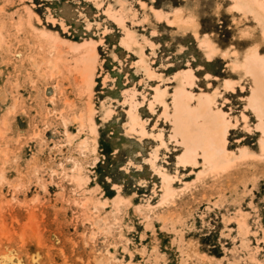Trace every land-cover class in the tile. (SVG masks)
I'll return each mask as SVG.
<instances>
[{"label": "rangeland", "instance_id": "1", "mask_svg": "<svg viewBox=\"0 0 264 264\" xmlns=\"http://www.w3.org/2000/svg\"><path fill=\"white\" fill-rule=\"evenodd\" d=\"M236 6L0 0V264H264V122L252 76L230 65L233 51L264 58V22ZM177 10L198 37L172 22ZM212 114L230 125L211 134L234 159L213 169L217 146L205 154L192 134L183 164L179 122L205 134Z\"/></svg>", "mask_w": 264, "mask_h": 264}, {"label": "bare ground", "instance_id": "2", "mask_svg": "<svg viewBox=\"0 0 264 264\" xmlns=\"http://www.w3.org/2000/svg\"><path fill=\"white\" fill-rule=\"evenodd\" d=\"M142 3H144L143 6H145V2H142ZM152 7H151V9H153V11L156 12V15H157V13H159V12H157L158 9H154ZM236 8L244 9L245 11H252L255 13V15L259 19L260 23L264 22V5H262L259 0H238V6H236ZM117 17H115V18L119 20L120 16H117ZM120 18L122 19V16ZM190 18H188V19L183 18L182 13L177 10V12L175 11V13H174V17L172 18V22L175 23L178 26V29L181 31L186 32L188 30H193L194 33L197 35L196 37H198L199 24L196 22V20H194L195 18L194 19L193 18L190 19ZM120 20H119L120 23H121V21L123 22V19L121 21ZM129 30H127L126 39L124 40L125 44L127 46H130L131 44L136 43V40L133 36V32L131 33ZM263 34H264V25H263ZM0 39H2L1 38V32H0ZM199 42L201 43L200 45H202L204 47V49L206 51L205 53H206V55H208L207 57L213 58L219 54L220 49L217 47L216 43L212 40V38L209 35L205 34L202 37H200ZM228 54L229 53L224 52V55L227 56ZM233 54H234V56L232 58V62L230 63L231 67L238 72H242V70L245 71V74L252 76V78L254 80L253 92L249 96V101H248L249 104L248 105H250V107H252V109H254L258 113L259 117H261V122H264V119H263L264 118V58L261 56V54L258 53L257 50L255 51V54H251L248 57H246L245 62L241 61L238 58L236 51H233ZM94 56H95V54H93V55L90 54L88 59L91 60V59H93ZM30 57L31 56H29V58ZM31 59H34V58L31 57ZM143 59L141 61L146 62V60L145 59L143 60ZM33 62H34V65H36L35 59ZM47 63H48V61H47ZM49 64H51V62ZM143 65L145 68L146 67L148 68V66L146 64H143ZM37 66H39V65H37ZM37 66H36V68H37ZM52 67L53 66L51 65L50 68L52 69ZM85 69H86L85 73L87 72L86 76H88L89 78L92 77V72H91L89 66L85 67ZM230 87L234 88L232 85ZM159 92H158L159 96L157 95L156 97L161 98L160 93H162V92H160V93ZM181 94H182V92L179 91L177 95H181ZM207 109H209V106H207ZM93 112H94V110H93L92 106L90 105V116H89L90 121H92L94 118ZM131 112H130V118H131L130 128H132L135 131L139 130V128L142 129V127H141L142 124L140 125V122H139L137 115H135ZM205 125L207 126V128H209V131H207L205 134H201L200 132H198L196 125L194 123L190 124L189 126H185L181 122H179V130L182 133V135L185 139L186 146H187L186 152L180 158L181 162L183 164L195 162V158L197 155V148H196V144H194L191 141L190 137L192 136V134L193 135L196 134L198 137L197 144H201L205 154H208L211 145H215L218 148L217 156L210 158V164H211L212 168L213 169H219V168H223V167L226 168L227 164L230 163L234 158L228 154L227 150L225 149L224 142L218 144V142H216V140H214L211 133H213L214 131L217 130L221 134V136L224 137L225 134L229 133L230 125L225 120V117L223 114H219V115L212 114L210 117L205 118ZM93 129L95 130L94 125H93ZM260 145H261L262 150H264V139L261 140ZM155 158H157V154L155 155ZM151 162L154 164L153 159H151ZM1 175H2L1 178L4 177V173L3 174L1 173ZM78 178L82 179L81 174H78ZM79 182H80V180H79ZM174 192H175L174 189L167 187L165 195L163 196V199H166L167 197L172 195ZM165 201H167V200H165ZM95 207L97 209V205H95ZM102 219H100V221ZM103 221H105V220L103 219ZM98 222H99V220L95 221V223H98ZM102 223H104V222H102Z\"/></svg>", "mask_w": 264, "mask_h": 264}]
</instances>
